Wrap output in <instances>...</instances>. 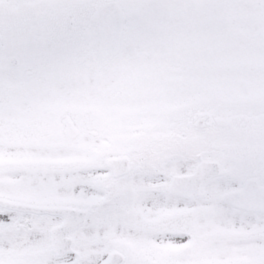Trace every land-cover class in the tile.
I'll return each mask as SVG.
<instances>
[{
  "label": "snow or ice",
  "instance_id": "1",
  "mask_svg": "<svg viewBox=\"0 0 264 264\" xmlns=\"http://www.w3.org/2000/svg\"><path fill=\"white\" fill-rule=\"evenodd\" d=\"M0 264H264V0H0Z\"/></svg>",
  "mask_w": 264,
  "mask_h": 264
}]
</instances>
